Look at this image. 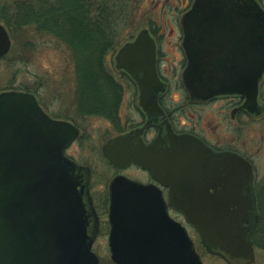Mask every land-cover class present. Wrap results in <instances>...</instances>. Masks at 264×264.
<instances>
[{
    "label": "water",
    "instance_id": "obj_1",
    "mask_svg": "<svg viewBox=\"0 0 264 264\" xmlns=\"http://www.w3.org/2000/svg\"><path fill=\"white\" fill-rule=\"evenodd\" d=\"M190 97L205 101L238 95L257 103L264 75V9L257 0H192L181 18ZM11 39L0 24V58ZM115 67L138 87L145 116L164 115L155 92L156 45L139 31L115 55ZM166 134L143 141L148 124L109 139L104 159L114 168L134 164L167 188L123 175L109 183L108 247L114 264H203L179 213L204 250L227 264H252L251 236L259 216L253 167L234 152H217L194 136ZM79 137L71 123L49 117L34 95L0 93V264H99L92 252L97 218L90 170L64 154Z\"/></svg>",
    "mask_w": 264,
    "mask_h": 264
},
{
    "label": "rangeland",
    "instance_id": "obj_2",
    "mask_svg": "<svg viewBox=\"0 0 264 264\" xmlns=\"http://www.w3.org/2000/svg\"><path fill=\"white\" fill-rule=\"evenodd\" d=\"M258 1L264 7V0ZM191 3L192 0H130V20L121 35L125 43L143 29L161 36L160 66L165 77L173 84L180 79L181 73V18ZM123 42L122 45L125 44ZM115 54L116 52L105 58L110 78L124 89L122 95H119L118 112L114 121L88 114L91 111L79 104V86L72 57L56 40L24 31L18 36V40L11 37L9 53L0 58V93L16 91L32 94L49 116L69 121L80 129L81 136L66 148L65 155L90 170L91 193L97 202L105 197L108 182L117 173L133 179H148L145 172L137 169L128 167L116 171L102 155V146L109 138L142 122L133 87L114 66ZM104 92L98 89L96 96H90L100 99ZM262 94L264 96V89ZM183 98V91L174 88L166 100L168 107L173 110L179 108L184 104ZM227 106L226 99L215 100L206 105L187 107L178 116L186 127L195 125L196 131L213 145L236 151L247 158L253 166L255 195L257 189L264 201V113L233 121L229 118ZM80 113L84 118H81ZM257 213L259 216L258 206ZM102 220H106V217H102ZM183 224L187 227L203 264H227L220 257L207 253L196 232L184 222ZM92 251L98 257L99 264H114L110 259L105 232L99 236ZM254 253L255 260L252 264H264V250L254 246Z\"/></svg>",
    "mask_w": 264,
    "mask_h": 264
},
{
    "label": "trees",
    "instance_id": "obj_3",
    "mask_svg": "<svg viewBox=\"0 0 264 264\" xmlns=\"http://www.w3.org/2000/svg\"><path fill=\"white\" fill-rule=\"evenodd\" d=\"M130 12V0H0V23L9 35L18 40L29 31L63 45L76 69L79 104L91 111L88 114L111 121L118 112L121 92L112 85L105 58L122 45ZM98 89L105 91L102 98L90 96H96ZM109 91L114 97L107 95ZM256 196L259 219L251 240L264 250V201L257 189Z\"/></svg>",
    "mask_w": 264,
    "mask_h": 264
},
{
    "label": "flooded vegetation",
    "instance_id": "obj_4",
    "mask_svg": "<svg viewBox=\"0 0 264 264\" xmlns=\"http://www.w3.org/2000/svg\"><path fill=\"white\" fill-rule=\"evenodd\" d=\"M151 36L154 39L155 45H156V64H155V68H156L157 76H158L159 80L161 81V83L165 84V91L164 92H155V95L157 96L158 106L163 111L164 115L162 116V115L154 114V116H151V117L145 116V114L143 113V111L140 109V107L138 105L139 92H138V87H137L136 83L126 73H124L123 71L118 70L115 67L116 70H118L117 71L118 73H120L121 75H123L125 78H127L130 81V84L132 85L133 90H134V96H135V100H136V103H137V107H138V110L140 111V114H141V117H142V122L140 124L133 125V127H130L129 130L124 131V132H119L115 136L120 135V134L125 133V132H129V131L137 129V128H141L142 126H144L146 124V122L148 120V124H147V126H146V128L144 130L142 138H143V141L145 143H150L157 136H159V135L160 136H164L166 134L167 130H166V126H165L164 121L167 120L170 123V125H171L172 131L175 134H177V135L188 134V135L194 136L197 139H199L200 141H202L207 147L211 148L213 151H217V152L228 151V152H234V153H237V154L243 156L242 154H240V153H238L236 151H233V150H230V149H225L224 150V149H222L220 147H217V146L213 145L205 136L199 134L196 131L197 127L195 125H192L190 128L186 127L184 122H183V120L178 116V113H183V111L186 110L187 107H192L194 105H197V106L206 105V104L214 102L215 100L226 99L227 103H228L227 108H229V118L231 120H233V121L241 120V118H244V117H251L252 118V117H257V116L263 115V113H264V96H263L262 93H263V89H264V75H263V77H262V79H261V81L259 83V93H258L257 103L251 108L245 107L244 104H245L246 99L241 97V96H238V95L217 96V97H213L211 99L205 100V101L194 100V99H192L190 97L188 91L186 90V87H185V84L183 82V79H182L183 71L185 70L186 65H187V60H186V57H185V54H184V51H183V48H182V39H183V37L181 38V41H180V49H181V52H182V60H180L181 63H180V66H179V69L181 70L180 79L173 84V83H171L169 81V79H167V77H165V75L163 74V72L161 70V66H160L161 55H162V50H161V41L162 40H161V36H157L153 32L151 33ZM132 39H134V37ZM132 39H130V40H132ZM117 51H118V49H117ZM117 51H116V53H117ZM114 59H115V56H114ZM114 66H115V61H114ZM112 85L116 89H118V91L121 90V95H122V90H124L123 86L121 84H118L120 86L119 87L115 83L114 84L112 83ZM174 88L177 89L178 91H183V93H184V98H183L184 104L181 105L179 108H176V109L173 110V109H170L168 107V103H167L166 100L171 95V93H172ZM107 95L111 96L112 95L111 91L107 92ZM37 102L39 103L38 99H37ZM82 113L85 114L83 111H82ZM79 115H81V118H84V117H82L81 113ZM53 119H55V118H53ZM64 121H66V120H64ZM67 122H69V121H67ZM75 127L80 132V129L76 125H75ZM80 136H81V133H80L79 137ZM111 167L113 169H115L116 171H122V170H124V169L129 167V168H132V169H137V170H140L142 172H145L148 175V179H146V180L133 179V178L127 177V176H125V175H123L121 173L115 174L113 176V178L115 176H118V175H123V176H125V177H127V178H129L131 180H134L136 182H139L141 184L153 185V186L157 187L159 189V191L161 192L162 199L164 201H167L168 189L162 187L158 182L154 181L151 178V176L149 174V171L141 169V168L137 167L134 164H130L124 169H117V168H114L113 166H111ZM111 180L108 182V185L106 187V195H105V197H102L99 200V202H97V201H95V198H94L93 194L91 193V184H90V182H91V172H90L89 193H90V196H91L92 206H93V209L95 211V215H96V218H97V224H98V228H97L98 232H97V235H96V237L94 239L93 245L98 240L99 236L103 234V232L106 233V238H107V243H108V235H109V231H110V226H109V222H108V209H109V195H108L109 191H108V188H109V183L111 182ZM167 212H168L169 216L171 217V219H173L175 222L181 223L183 225V219H182V216L179 213H177L176 211H174L170 207H168V211ZM102 217H106V220H102Z\"/></svg>",
    "mask_w": 264,
    "mask_h": 264
}]
</instances>
